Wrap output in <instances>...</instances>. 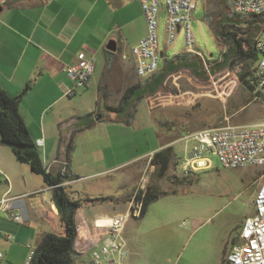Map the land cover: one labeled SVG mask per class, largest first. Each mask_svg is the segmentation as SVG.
<instances>
[{
  "label": "rangeland",
  "instance_id": "1",
  "mask_svg": "<svg viewBox=\"0 0 264 264\" xmlns=\"http://www.w3.org/2000/svg\"><path fill=\"white\" fill-rule=\"evenodd\" d=\"M194 1L196 7L191 21L195 39L193 47L201 53L203 62L206 63V58L218 60L228 46L226 41L216 42L209 25V15L220 13L218 0ZM232 3L233 0H226L227 5L232 6ZM127 6L130 9V3ZM133 11H136L135 6ZM107 14L108 11L104 21L106 27H110L116 18ZM163 25L162 13L159 47L165 49L167 58L185 51L181 35L171 44L164 42ZM121 54L120 48L105 54V57L102 49L99 51L94 57L96 73L93 81L88 88L77 89L75 95L67 98L73 100L62 116L73 114L78 125L86 124L85 110H95L93 83L109 59L113 74L121 73L125 62ZM161 66L162 61L159 68ZM238 71L239 67L219 70L204 78L181 68L169 74L154 94L138 101L129 124L106 119L112 115L100 104L99 114L107 117L80 134V141L83 137L91 140L90 154L88 157L79 156L88 145L82 142L78 147L80 152L75 155V163L82 166L83 175L89 176L66 186L72 199L82 204L89 200L93 210L112 214L126 207L127 202L132 203L139 185H143L145 190L149 187L160 193L143 216L138 217L137 211L129 213L121 233L122 253L110 256L116 264H224L231 246L238 242L242 221L252 213L251 202L264 168L226 169L214 155H208V167L189 176H183L180 166L185 146H188V142L180 139L183 135L228 123L257 122L264 117L263 99L242 88L237 79ZM144 79L134 77L131 85L143 83ZM81 91L85 92L82 96ZM112 101L116 106L120 99ZM79 112H82L80 117ZM172 139L175 157L166 173L159 176L157 166L151 164L148 155L159 142L164 144ZM117 202L125 204L122 206ZM87 209L80 207L79 213H86ZM108 258L104 260L101 256L102 264H108ZM92 262L90 253H86L76 258L73 264Z\"/></svg>",
  "mask_w": 264,
  "mask_h": 264
},
{
  "label": "crops",
  "instance_id": "2",
  "mask_svg": "<svg viewBox=\"0 0 264 264\" xmlns=\"http://www.w3.org/2000/svg\"><path fill=\"white\" fill-rule=\"evenodd\" d=\"M127 3H130V9ZM133 6L136 7L135 12ZM107 11L116 18L110 27H106L104 21ZM144 35L145 21L139 0H7L2 6L0 87L8 95L19 97V114L36 143L43 164L49 166L51 172L62 173L61 161H65V147L73 130H77L72 142L74 149L65 171L77 177L62 183L65 191L66 186L70 187L89 176L82 174V166L75 163V155L80 152V144L86 142L87 149L83 148V154L79 156L88 157L91 140L83 137L80 141L79 136L99 122L96 116L100 111L99 105L102 104L104 109L106 105L113 106L112 100L120 99L122 92L131 86V80L137 77L130 48ZM163 35L165 42L164 25ZM110 39L115 40V51L120 48L121 59L125 61L121 73L113 74L110 59L104 63L98 80L93 83L96 92L95 110H85L86 124L78 125L75 115L62 116L73 100L67 99L73 95L67 96L65 92L74 86L64 68L80 51L96 57L102 49L105 57V43ZM161 50L163 57L167 58L165 49ZM95 73L96 68L86 86L79 90L89 87ZM132 75L133 78H130ZM100 82L103 98L98 102ZM83 94L85 92L81 91V96ZM148 111L152 118L149 108ZM111 115V118L115 117L114 113ZM39 140L42 144H39ZM162 147L159 142L151 151ZM151 151L150 154L153 153ZM146 154L143 153V156ZM51 190L52 187L44 183L41 175L33 173L26 163L17 159L9 146L0 142V199L4 194L9 197L25 195L11 201V210L0 209V251L3 253L0 264H29L28 256L45 234H63ZM90 204L88 200L86 204L79 202L75 215L77 233L101 245L104 237L94 227V220L128 211L129 202L122 210L112 214L93 210ZM117 204L123 206L125 203ZM80 207L89 209L86 213H79ZM16 214L20 215L23 222L12 218L11 215ZM84 254L74 255V261ZM111 258H108V264H113Z\"/></svg>",
  "mask_w": 264,
  "mask_h": 264
},
{
  "label": "built area",
  "instance_id": "3",
  "mask_svg": "<svg viewBox=\"0 0 264 264\" xmlns=\"http://www.w3.org/2000/svg\"><path fill=\"white\" fill-rule=\"evenodd\" d=\"M7 0H0V6ZM145 21V35L130 48L134 59L135 72L139 78H146L159 70V63L163 60L159 47V24L164 14L165 43H173L179 35L182 36L185 51L196 52L194 34L191 21L195 10L194 0H139ZM234 12L243 15H264V0H233ZM255 48L260 53V60L256 69L259 86L264 84V29L255 37ZM200 56L201 53L197 52ZM126 58L125 55L122 56ZM94 57L85 51L77 53L74 60L65 66L67 76L74 82V86L67 89L65 94L72 96L88 83L90 73L95 71ZM180 139L188 142L185 146L184 157L181 158L183 176L209 166L208 155L216 156L223 168L236 169L246 166H260L264 168V118L247 124H225L219 127H207L194 130ZM42 144V141H38ZM150 154V158H151ZM55 162H58L55 160ZM62 174L66 171V163L61 161ZM46 170L49 166L45 165ZM145 189L139 185L134 191L132 203L128 211L116 213L109 217H99L94 220V227L100 236L104 237L101 245L96 241L80 236L77 233L73 244L74 255L90 251L92 264H102L101 256L106 260L110 256L119 255L123 250L122 229L126 219L135 211L138 212L141 203L133 199L138 192ZM19 195L9 197L4 194L0 199L1 210H11V201L23 197ZM252 213L247 215L238 233V242L234 243L224 261V264H264V174L254 194ZM131 206L134 207L131 212ZM15 221L23 222L20 215H11ZM94 248H99L95 250ZM33 252L28 256L29 263ZM3 253L0 251V259ZM111 263L116 264L114 259Z\"/></svg>",
  "mask_w": 264,
  "mask_h": 264
},
{
  "label": "trees",
  "instance_id": "4",
  "mask_svg": "<svg viewBox=\"0 0 264 264\" xmlns=\"http://www.w3.org/2000/svg\"><path fill=\"white\" fill-rule=\"evenodd\" d=\"M220 13L209 15V25L212 29L216 42L226 41L228 46L221 52L220 58H206L203 62L197 53L183 51L174 54L171 58L163 57L162 66L152 75L146 77L143 83H136L128 87L116 106L106 105L105 109L114 113L111 118L102 114H96L98 120L105 118L113 122L129 124L136 113L137 103L146 95L154 94L164 83L166 77L181 69H189L194 75L208 77L219 70H234L239 67L237 79L242 88L248 92L260 96L264 101V84L259 86V77L256 69L260 60V53L255 48V37L264 29V15H240L226 4V0H218ZM3 6V5H2ZM105 54L112 53L104 50ZM207 64V65H206ZM28 85L26 86V88ZM102 82L98 85L99 99L102 100ZM260 88V90L258 89ZM258 89V91H256ZM17 96L8 95L0 87V142L9 146L17 159L26 163L31 171L42 176L46 185L52 187V199L58 209L59 218L63 226V234L47 233L34 249L29 264H73V244L77 236L76 210L79 202L69 198L62 183L67 179L76 178L77 175L61 172L53 173L46 170L41 159L40 152L35 141L30 137L28 129L18 111ZM93 122V121H92ZM77 130H73L65 147V163L68 164L70 153L73 151V136ZM177 139V138H174ZM162 144L163 147L152 153L151 164L157 166V174L163 176L169 169L175 157L173 140ZM68 166V165H67ZM142 191L134 196L133 202H140L137 216L145 214L147 207L158 198V191L147 188L142 196ZM89 201V200H88ZM131 212L134 207L131 206Z\"/></svg>",
  "mask_w": 264,
  "mask_h": 264
},
{
  "label": "water",
  "instance_id": "5",
  "mask_svg": "<svg viewBox=\"0 0 264 264\" xmlns=\"http://www.w3.org/2000/svg\"><path fill=\"white\" fill-rule=\"evenodd\" d=\"M2 9V6H0V11ZM105 49L110 51V52H114L116 50V42L113 39H110L105 46ZM211 56V55H210Z\"/></svg>",
  "mask_w": 264,
  "mask_h": 264
},
{
  "label": "bare ground",
  "instance_id": "6",
  "mask_svg": "<svg viewBox=\"0 0 264 264\" xmlns=\"http://www.w3.org/2000/svg\"><path fill=\"white\" fill-rule=\"evenodd\" d=\"M93 73H90V76L92 75Z\"/></svg>",
  "mask_w": 264,
  "mask_h": 264
}]
</instances>
